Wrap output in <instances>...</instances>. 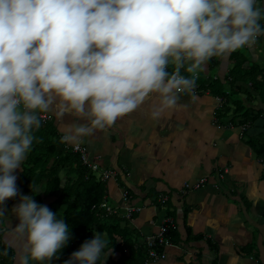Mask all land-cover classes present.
Listing matches in <instances>:
<instances>
[{"label":"clouds","instance_id":"obj_1","mask_svg":"<svg viewBox=\"0 0 264 264\" xmlns=\"http://www.w3.org/2000/svg\"><path fill=\"white\" fill-rule=\"evenodd\" d=\"M261 21L258 0H0V219L18 198L20 264H52L71 239L62 211L34 200L43 191L30 185L23 195L16 185L40 115L55 109L86 121L69 127L66 142L113 125L151 94L157 119L207 61L254 46ZM112 245L93 231L64 264H104Z\"/></svg>","mask_w":264,"mask_h":264},{"label":"crops","instance_id":"obj_2","mask_svg":"<svg viewBox=\"0 0 264 264\" xmlns=\"http://www.w3.org/2000/svg\"><path fill=\"white\" fill-rule=\"evenodd\" d=\"M258 5L264 7V0H258ZM261 24L264 26V21ZM238 54L242 56L238 61L231 57ZM235 64L242 72L233 74V82L230 72ZM253 67L256 80L264 83V35L254 46L211 59L197 70L201 79L211 75L231 95L228 113L221 116L220 112V119L218 96L208 89L194 97L178 93V106L165 109L157 119L151 112L160 101L151 94L113 125L72 142L62 137L71 125L86 123L85 120L70 113L60 116L55 109L42 113L51 117L47 123H51L64 145L80 144L101 170L117 173L116 182L105 184L106 200L111 206H122L121 192L125 190L130 204L142 208L131 222L140 239L156 230L149 220L158 222L166 212L172 215L175 243L165 248L164 260L150 264H264V157L249 149L238 128L224 126L237 108L233 104L236 102L253 112L260 111L255 122L258 126L252 124L248 132L250 137L264 135V102L245 79V72ZM168 68L174 71L173 65ZM181 73L188 72L182 68ZM20 171L14 172L17 179ZM202 179L206 181L199 189L180 193L185 183L195 184ZM163 194L169 200L160 207L157 198ZM15 199L11 205L8 203L12 199L6 201L0 232L3 243L14 253L13 264H20L25 237L9 224L18 219L11 212L19 203ZM52 200L45 198L43 204L50 205ZM209 242L216 247V254ZM65 261L53 260L52 264Z\"/></svg>","mask_w":264,"mask_h":264},{"label":"trees","instance_id":"obj_3","mask_svg":"<svg viewBox=\"0 0 264 264\" xmlns=\"http://www.w3.org/2000/svg\"><path fill=\"white\" fill-rule=\"evenodd\" d=\"M231 57L237 61L242 58L239 54ZM216 58L213 57L211 59L215 60ZM211 59L209 60L210 62ZM254 69L256 68L253 67V70L245 72V77H247L245 79L250 82L254 92L259 93V97L264 102V83L256 80ZM167 70L170 73L173 72L169 68ZM241 72V69H237V64H235L230 72L231 80L234 82L233 74L237 73L240 75ZM260 72H263V70ZM181 74L188 77V73ZM191 76L192 74L189 77ZM262 77H264V74ZM195 82L199 83L201 90L208 89L212 95L218 96L217 99L221 98L224 100L219 106L218 119H220V112L221 116L223 113H228L227 106L230 103L231 95L222 89V85L218 80H214L209 75L204 79L198 76ZM244 83L246 84V82ZM260 87H262L263 93L260 92ZM238 90H241V88H238ZM233 104L237 108L232 112L230 119L225 124H232L235 128L246 125L248 129L240 138L244 139V142L254 154L263 158L264 135L259 134L250 137L248 132L249 127L252 124L255 125V122L259 120L260 111L253 112L244 108L241 104L237 105L236 102H233ZM34 136L35 140L32 150L22 162L16 185L21 194L30 195V185L37 186L43 183L44 191L41 193L42 195L34 196V200L44 205L43 200L51 198L53 200L47 207L54 212L57 211L58 216L62 211L63 218L70 229L71 239L55 261L66 260L71 253L79 249L84 241L92 239L93 231H96L104 234V237L109 241V247L113 244L115 260L107 258L106 264H144L148 259V249L144 241L139 238L138 233L129 224L123 223H126V221L117 217L105 216L101 212L92 210V207L98 205L106 196L105 184L81 164L78 156L65 149L64 143L51 123L41 122V127L34 131ZM165 214L166 217L172 218L169 212ZM175 234V231L171 230L167 235L171 244L175 243L172 240V237H176ZM209 247L216 254V247L210 242ZM161 251V248L158 249V252ZM5 252L7 253L6 255L4 254ZM13 257V251L3 243L0 232V264H13Z\"/></svg>","mask_w":264,"mask_h":264},{"label":"built area","instance_id":"obj_4","mask_svg":"<svg viewBox=\"0 0 264 264\" xmlns=\"http://www.w3.org/2000/svg\"><path fill=\"white\" fill-rule=\"evenodd\" d=\"M259 38V37H257ZM197 78V75L194 74V79ZM179 93H186L190 97H194L199 93V85L197 83H194V87L190 92H179ZM217 102L219 105L223 103V99L219 98L217 99ZM41 122H49L51 121V117L46 114H41L40 115ZM226 129L232 130L234 126L232 124L226 125ZM247 127L246 125L241 126L238 128L239 131V136H242L243 133L246 131ZM71 150L74 154H77L79 156V160L83 166H85L89 171L92 173L96 174L98 179L102 183H106L107 181H117V173L114 171H109V170H101L99 168V165L95 161H90L89 160V155L83 146L79 144H75L71 147ZM227 171V170H226ZM205 179H202L198 181L195 184H188L185 183L183 185V189L180 191V193L184 192H189L194 189H199L203 183L205 182ZM169 200V197L166 194L160 195L157 198V204L160 207H164ZM121 201H122V206H111L108 204L106 201V197L102 199V201L92 207L93 211L101 212L105 216H116L126 222L131 223L135 216L139 215L142 211L141 207L134 206L130 204V197L128 196L127 192L123 190L121 192ZM148 224L150 226L156 227V230L154 233L151 235L145 236L144 238V243L146 248L148 249V254H147V260L145 261L144 264H150V263H156L159 261H162L165 259V248H168L171 246L170 241L167 238L168 233L174 228V220L170 217H162L160 220L157 222L155 220H149ZM162 249L161 252H158V249Z\"/></svg>","mask_w":264,"mask_h":264},{"label":"rangeland","instance_id":"obj_5","mask_svg":"<svg viewBox=\"0 0 264 264\" xmlns=\"http://www.w3.org/2000/svg\"><path fill=\"white\" fill-rule=\"evenodd\" d=\"M223 102H224V100H223ZM222 104V103H221ZM220 106V105H219ZM47 113H50V112H47ZM96 176V175H95ZM97 177V176H96ZM36 188H38L39 190H41V191H43V188H44V184L43 183H41V184H39V185H37V186H35ZM42 193V192H41ZM41 193H39V194H41ZM16 201V199H12V201H10L9 203H8V205H11L13 202H15ZM111 217H116V216H111ZM118 218V217H117ZM14 220H16V223H14V222H9V224H10V226L12 227H16L17 226V224L19 223V220L18 219H14ZM122 220V219H121ZM124 221V220H123ZM124 224H129L130 225V227L132 226V224L131 223H129V222H123ZM133 227V226H132ZM131 227V228H132ZM9 229H11V228H9ZM134 230V229H133ZM140 240V239H139ZM141 240H143L144 241V238H142ZM76 251V250H75ZM70 257V256H69ZM68 257V258H69ZM115 254H111L110 256H108V258L109 259H111V260H115ZM166 257V256H165ZM67 258V259H68ZM66 259V260H67Z\"/></svg>","mask_w":264,"mask_h":264},{"label":"bare ground","instance_id":"obj_6","mask_svg":"<svg viewBox=\"0 0 264 264\" xmlns=\"http://www.w3.org/2000/svg\"><path fill=\"white\" fill-rule=\"evenodd\" d=\"M259 38H260V36H259ZM259 38H257V39H259ZM195 75H197V78L194 79V80H197V79H198V74L195 73ZM192 76H193V74H192ZM195 83H196V82H195ZM197 84L199 85V83H197ZM202 91H203V90H201V89L199 88V93H198V94H201ZM198 94H197V95H198ZM74 145H75V144H74ZM79 145H80V144H79ZM72 146H73V145H70V147H68V146H67V143H65V149L68 150V151H70L73 155L78 156L77 154H74V153L72 152V150H71V147H72ZM88 155H89V154H88ZM78 157H79V156H78ZM90 172H91V171H90ZM93 174H94V173H93ZM95 175H96V174H95ZM96 176H97V175H96ZM107 182H108V181H107ZM107 182H106V183H107ZM106 183H103V184H106Z\"/></svg>","mask_w":264,"mask_h":264}]
</instances>
